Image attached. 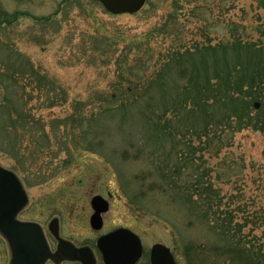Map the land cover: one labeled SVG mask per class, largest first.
<instances>
[{"label": "rangeland", "instance_id": "1", "mask_svg": "<svg viewBox=\"0 0 264 264\" xmlns=\"http://www.w3.org/2000/svg\"><path fill=\"white\" fill-rule=\"evenodd\" d=\"M234 39L264 45V0H146L137 13L119 15L96 0H0V166L28 196L18 218L47 233L58 217L66 235L83 242L95 236L83 216L101 195L109 201L106 222L136 232L146 256L162 243L186 264L183 245L214 242L215 233L163 177L167 194L141 179L160 169L166 176L185 154L208 171L235 220L248 221L241 234L264 248V133L199 137L204 111L221 119L234 105L173 107L186 99L175 54L189 49L182 64L206 77L211 56L205 61L194 47ZM157 71L162 82L147 87ZM128 91L136 101L124 100ZM148 105L162 113L163 133ZM8 260L0 236V264Z\"/></svg>", "mask_w": 264, "mask_h": 264}, {"label": "trees", "instance_id": "2", "mask_svg": "<svg viewBox=\"0 0 264 264\" xmlns=\"http://www.w3.org/2000/svg\"><path fill=\"white\" fill-rule=\"evenodd\" d=\"M194 51L197 54L202 53L205 61L211 56L214 67L211 73L208 72V76L204 77L202 74L198 76L196 65L186 67L182 64L181 58L185 56L184 54L192 52L185 49L184 53H176V59L181 61L178 63L181 79L186 82L183 86L186 99L180 100L181 103L174 104L173 107L191 105L194 111L196 109L203 111L207 105L218 104L221 107L234 105L233 110L225 109L228 113L221 119H216L212 112L209 114L204 111L208 117L207 122L199 129H195L199 137L203 133L208 138L210 131L214 137L220 138L218 133L226 131L234 133L247 128L264 133V45L234 39L225 44L196 46ZM206 64L209 67V63ZM232 81L239 91L238 95H235L230 87ZM161 82L162 75L157 71L147 80L146 86ZM124 97H127L124 100L136 101L137 93L128 91ZM209 99L212 101L208 102ZM253 101L259 102L261 108L254 110ZM148 107L152 108L149 105ZM152 109L154 114L150 117L151 122L158 132L163 133L165 124L160 123L162 113L159 114L157 109ZM151 112L152 110L150 114ZM178 160L173 169L167 167L166 176L160 169L165 166L159 165L160 171H154L156 175L151 171L145 172L141 179L147 181L148 190L152 192L167 194L168 187H172L176 195L183 196L186 206L195 211V214L215 233L217 238L214 242L189 241L183 245L182 255L186 264H264L263 244L248 239L247 233L241 234L248 221L241 223L235 220V209L222 204L223 198L209 181L208 171H200L199 166H195L188 155L183 154ZM160 177L165 179L164 184L168 187L160 183ZM238 207V211H241L240 206Z\"/></svg>", "mask_w": 264, "mask_h": 264}, {"label": "water", "instance_id": "3", "mask_svg": "<svg viewBox=\"0 0 264 264\" xmlns=\"http://www.w3.org/2000/svg\"><path fill=\"white\" fill-rule=\"evenodd\" d=\"M111 14H135L146 0H97ZM258 107V103L255 104ZM27 198L23 187L16 175L0 166V235L6 241L9 251V264H44L51 257L40 226L32 222H21L15 217L26 205ZM94 210L90 224L94 229L102 225L101 213L108 210V202L101 196L91 200ZM56 219L50 224V229L56 232ZM123 241L124 243H121ZM66 244V242H64ZM70 244V243H69ZM68 247L61 243L63 257L75 259L77 251L70 244ZM106 264H134L139 258L142 247L139 238L132 232L119 229L98 240ZM60 253V254H61ZM53 257V256H52ZM151 264H176L170 249L156 243L150 250ZM84 264H89L84 262Z\"/></svg>", "mask_w": 264, "mask_h": 264}, {"label": "flooded vegetation", "instance_id": "4", "mask_svg": "<svg viewBox=\"0 0 264 264\" xmlns=\"http://www.w3.org/2000/svg\"><path fill=\"white\" fill-rule=\"evenodd\" d=\"M82 209H81V211H83V210L85 211V209H83V210ZM108 210H109V207H108ZM90 211L92 214L93 213L92 208L90 209ZM90 216L91 215L88 214L87 219L85 217L86 221H85L84 216H83V221L85 223L87 222L88 227L91 230V233L95 234V236L93 239L89 238L83 242H75L68 235H66L64 228H62V223L58 217H53L49 221V223L47 224V233L45 232V230L41 226V228L43 229L45 238H46V242H47L49 251L53 256V257H50L44 264H84V262H87L89 264H106L104 257H103V254L98 247V239L101 237H104V236L108 235L109 233H112L118 229H127V230L131 231L132 233H134L135 235H137L138 238L140 239L142 251H141L139 258L135 261L134 264H151L150 263V256H149L150 251L146 256L144 243H143L142 239L140 238V236L138 234H136V232H134L132 229H130L128 226H125V225H112V224L109 225L103 216H102L101 228L100 229H94L90 226V222H89ZM54 219H56V222H55V226L52 225L53 226L52 228L56 227V232H54L52 229H50V224ZM62 241L67 242L66 244L71 243L73 245V247L76 249L77 254H76L75 259L68 260L65 257H63L61 252L65 251V249H63V248L60 249L61 243H63L64 246H66V247H68V246ZM121 243H124V242L121 241Z\"/></svg>", "mask_w": 264, "mask_h": 264}]
</instances>
